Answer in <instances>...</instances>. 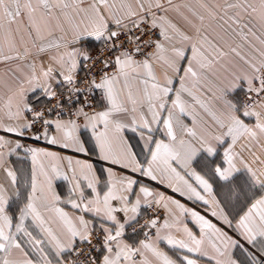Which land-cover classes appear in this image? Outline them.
Listing matches in <instances>:
<instances>
[{"label":"snow or ice","instance_id":"snow-or-ice-1","mask_svg":"<svg viewBox=\"0 0 264 264\" xmlns=\"http://www.w3.org/2000/svg\"><path fill=\"white\" fill-rule=\"evenodd\" d=\"M10 62L0 131L108 166L0 136V264H264V0H0Z\"/></svg>","mask_w":264,"mask_h":264},{"label":"crops","instance_id":"crops-1","mask_svg":"<svg viewBox=\"0 0 264 264\" xmlns=\"http://www.w3.org/2000/svg\"><path fill=\"white\" fill-rule=\"evenodd\" d=\"M183 2H184V0H175V3H178V4L183 3ZM15 63L16 62H10L9 64H0V76H3L5 72L13 69L15 67ZM160 72H161V70L157 67L158 75L160 74ZM0 96H4L6 98L4 90H0ZM0 109L3 110V111H0V119L3 120L4 124H12L14 126H19V125H22L25 123V120L23 118L20 120H11V121L7 119V117L4 115V112H6V109H4V107H3V100H0ZM79 123L82 124L83 121H79ZM125 135H126V137L130 138L131 143L133 145H137L138 142L140 144H142V141H139V136L137 134H134L131 131H126ZM0 136H4L6 140H9L12 142L9 145V147H13L16 141H19L21 143V137L22 136H16L14 134L5 133L3 131H0ZM82 139H86V136L82 137ZM33 147H39V148H43V149H46L49 151L57 152L63 156L79 155L81 159H89L91 162H93L98 170L101 167L108 166V165H105L104 162L97 160V158L95 156L85 157L82 154L73 153L70 149H62V148L57 147V146L48 145L43 139H41L39 141H35L33 144ZM135 150L139 151L140 148L136 147ZM3 151L5 153H7L8 148L3 149ZM7 159L9 161L8 166L17 170L18 177L20 178L21 181L26 180L30 176L31 167H32L31 160H30V158H28L23 153V151L21 149H18L16 151V153L12 154L11 156H8ZM44 162L47 163V160H45ZM113 167L115 168V170L117 172L121 171L118 167H116V166H113ZM141 179L143 180L144 183L149 184L152 188L158 189L159 191L165 192L166 195L174 196L176 199L181 200V202L185 203L188 207H198L194 202L185 200L184 198L180 197L178 194L173 193L170 189H165L162 185L156 184L153 181H149V180H147V178H141ZM0 183H4L5 187H7L9 189V194L11 195L13 192V189L11 188L10 184L8 183L7 178H6L2 169H0ZM21 190L25 191L23 184L21 185ZM66 210L71 211L70 209H66ZM198 210H201V209L198 208ZM161 212H162L161 217L163 218V215H164V209L163 208H161ZM212 219L214 220V222H216L214 218H212ZM189 226H191V225H189ZM219 226L225 227L226 231H229L230 234H233V233H231L230 229L226 228V226H224L222 224ZM165 250H168L166 248V246H165ZM170 254H171V252H170ZM235 256L240 261L245 262V264H246L245 256L243 254H241L239 251L235 252ZM202 264H204L203 261H202Z\"/></svg>","mask_w":264,"mask_h":264},{"label":"built area","instance_id":"built-area-1","mask_svg":"<svg viewBox=\"0 0 264 264\" xmlns=\"http://www.w3.org/2000/svg\"><path fill=\"white\" fill-rule=\"evenodd\" d=\"M93 54H95V52H93ZM83 75V74H81ZM52 103H55V101H53ZM31 116L30 114H28V119H30ZM68 117L65 116V119H67ZM38 131H40L39 129V125H35L31 130H27L25 135L21 137V144L24 145V147H33V144L36 140L32 139V135L37 133ZM23 151V149H21ZM23 153L28 157V154H26L24 151ZM161 212V209H160ZM161 216H162V212H161Z\"/></svg>","mask_w":264,"mask_h":264}]
</instances>
